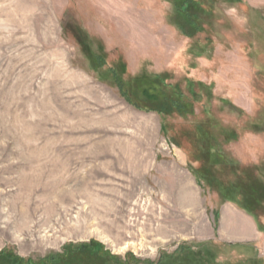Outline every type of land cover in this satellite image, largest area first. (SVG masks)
<instances>
[{
    "label": "rangeland",
    "instance_id": "obj_1",
    "mask_svg": "<svg viewBox=\"0 0 264 264\" xmlns=\"http://www.w3.org/2000/svg\"><path fill=\"white\" fill-rule=\"evenodd\" d=\"M184 245L264 264V0H0V264Z\"/></svg>",
    "mask_w": 264,
    "mask_h": 264
},
{
    "label": "trees",
    "instance_id": "obj_2",
    "mask_svg": "<svg viewBox=\"0 0 264 264\" xmlns=\"http://www.w3.org/2000/svg\"><path fill=\"white\" fill-rule=\"evenodd\" d=\"M168 258V262L164 261L161 264H200L202 262L199 252L190 249L186 245L179 248L178 251L168 256Z\"/></svg>",
    "mask_w": 264,
    "mask_h": 264
},
{
    "label": "bare ground",
    "instance_id": "obj_3",
    "mask_svg": "<svg viewBox=\"0 0 264 264\" xmlns=\"http://www.w3.org/2000/svg\"><path fill=\"white\" fill-rule=\"evenodd\" d=\"M117 196H118V195H117ZM118 199H119V198H118ZM111 203H112V202H110V204H111ZM116 207H117V206H116ZM126 207H127V206H126ZM115 209H116V208H115ZM119 209H120V208H119ZM125 209H126V208H125ZM122 211H123V210H122ZM113 212H114V209H113ZM113 214H114V213H113ZM125 214H126V212H125ZM125 214H124V215H125ZM108 216H109V215H108ZM110 219H111V218H110ZM143 219H144V218H143ZM113 221H114V219H113ZM24 222H25V221H24ZM114 223H115V222H114ZM118 223H119V222H118ZM22 224H23V223H22ZM115 224H116V223H115ZM143 224H144V222H143ZM150 224H151V223H150ZM119 225H120V224H119ZM119 225H118V227H119ZM124 225H125V224H124ZM151 225H152V224H151ZM26 226H27V225H26ZM113 226H114V225H113ZM120 226H121V225H120ZM140 226H141V224H140ZM144 226H145V224H144ZM153 226H154V224L152 225V227H153ZM157 226H158V223H157ZM157 226H156V227H157ZM152 227H151V228H152ZM111 228H113V227L111 226ZM116 228H117V227H116ZM143 228H144V227H143ZM121 229H122V227H121ZM146 229H147V228H146ZM116 230H119V229H116ZM140 230H141V229H140ZM158 230H159V229H158ZM158 230H157V231H158ZM120 231H122V230H120ZM120 231H119V232H120ZM136 231H137V230H136ZM142 231H143V230H142ZM155 231H156V230H155ZM127 232H128V231H127ZM133 232H134V230H133ZM137 232H138V231H137ZM149 232H150V231H149ZM124 234H125V233H124ZM136 234H137V233H136ZM144 234H145V233H144ZM120 235H121V234H120ZM132 237H133V236H132ZM132 237H131V238H132ZM134 237H135V236H134ZM135 239H136V238H135Z\"/></svg>",
    "mask_w": 264,
    "mask_h": 264
}]
</instances>
